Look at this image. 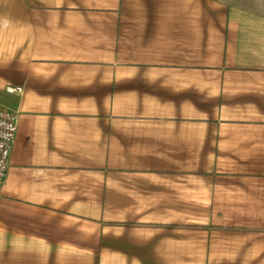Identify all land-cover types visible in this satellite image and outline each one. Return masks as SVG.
I'll return each instance as SVG.
<instances>
[{
  "label": "crops",
  "instance_id": "0c3cea01",
  "mask_svg": "<svg viewBox=\"0 0 264 264\" xmlns=\"http://www.w3.org/2000/svg\"><path fill=\"white\" fill-rule=\"evenodd\" d=\"M0 105V264H264V0H0Z\"/></svg>",
  "mask_w": 264,
  "mask_h": 264
},
{
  "label": "built area",
  "instance_id": "2783aa9c",
  "mask_svg": "<svg viewBox=\"0 0 264 264\" xmlns=\"http://www.w3.org/2000/svg\"><path fill=\"white\" fill-rule=\"evenodd\" d=\"M22 91V88H18ZM18 132V113L0 105V192L7 179L12 150Z\"/></svg>",
  "mask_w": 264,
  "mask_h": 264
},
{
  "label": "rangeland",
  "instance_id": "374dc122",
  "mask_svg": "<svg viewBox=\"0 0 264 264\" xmlns=\"http://www.w3.org/2000/svg\"><path fill=\"white\" fill-rule=\"evenodd\" d=\"M2 106V105H1Z\"/></svg>",
  "mask_w": 264,
  "mask_h": 264
}]
</instances>
